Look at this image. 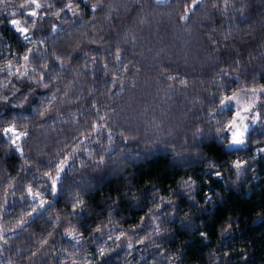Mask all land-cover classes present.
<instances>
[{"label":"trees","instance_id":"1","mask_svg":"<svg viewBox=\"0 0 264 264\" xmlns=\"http://www.w3.org/2000/svg\"><path fill=\"white\" fill-rule=\"evenodd\" d=\"M38 4L0 0V264H264V0Z\"/></svg>","mask_w":264,"mask_h":264},{"label":"rangeland","instance_id":"2","mask_svg":"<svg viewBox=\"0 0 264 264\" xmlns=\"http://www.w3.org/2000/svg\"><path fill=\"white\" fill-rule=\"evenodd\" d=\"M164 1V0H160ZM38 4V0H35L34 5ZM37 8L36 7H31L28 8L25 13L28 15H32V13L36 14ZM24 13V11H23ZM13 21H16L17 23L14 24ZM12 21V25L17 29V26L19 28L24 29L21 34L25 39L30 38L28 35V30L21 21L14 19ZM260 90H246L242 91L241 93H237L235 95H232L230 97H227L222 105V108L225 107H232L234 108L235 114L234 118L230 124L229 127V133H230V144L229 147L231 148H236V147H241L246 143V137L252 127H254L260 120V112L258 110V102H259V95H260ZM8 129H11L12 131H7ZM6 129L5 133L6 135L10 136L11 139L14 142L20 141L22 135L15 129L13 128H8ZM243 133V136L241 137L244 141L242 145H233L232 143V137L233 133ZM264 147H261L257 149L258 152H264Z\"/></svg>","mask_w":264,"mask_h":264},{"label":"snow or ice","instance_id":"3","mask_svg":"<svg viewBox=\"0 0 264 264\" xmlns=\"http://www.w3.org/2000/svg\"><path fill=\"white\" fill-rule=\"evenodd\" d=\"M32 2L35 3V0H32ZM36 6L37 7H40L39 4H37ZM32 15H35V13H32ZM13 23L16 24L17 22L16 21H13ZM17 30L18 31H21V32L24 31V29L19 28L18 26H17ZM7 131H12V130L11 129H8ZM242 136H243V133L242 132L239 133V135L237 133H233V137H232V143H233V145H242L244 143L243 139L241 138ZM262 151H264V150H262ZM235 166H236V168H237L238 171L242 167L241 164H239V163H237ZM53 186H55V181L53 182Z\"/></svg>","mask_w":264,"mask_h":264}]
</instances>
